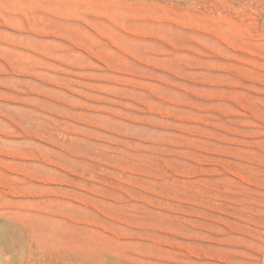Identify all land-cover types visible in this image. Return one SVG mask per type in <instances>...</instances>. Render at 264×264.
<instances>
[{"label": "rangeland", "instance_id": "1", "mask_svg": "<svg viewBox=\"0 0 264 264\" xmlns=\"http://www.w3.org/2000/svg\"><path fill=\"white\" fill-rule=\"evenodd\" d=\"M0 264H264V0H0Z\"/></svg>", "mask_w": 264, "mask_h": 264}]
</instances>
